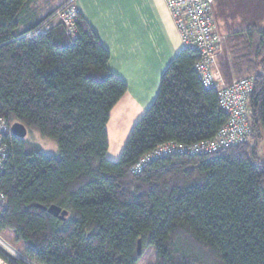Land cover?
<instances>
[{
  "label": "trees",
  "instance_id": "trees-1",
  "mask_svg": "<svg viewBox=\"0 0 264 264\" xmlns=\"http://www.w3.org/2000/svg\"><path fill=\"white\" fill-rule=\"evenodd\" d=\"M32 2L0 0V119L10 126L0 233L23 242L37 264H139L146 250L154 264H264V30L228 36L246 42L240 62L254 80L251 139L215 153L153 158L134 172L160 144L209 139L227 123L217 90L195 69L199 54L176 55L113 161L107 123L126 83L82 14L73 37L55 15L62 4L30 18ZM17 121L55 141L59 154L12 133Z\"/></svg>",
  "mask_w": 264,
  "mask_h": 264
},
{
  "label": "crops",
  "instance_id": "crops-1",
  "mask_svg": "<svg viewBox=\"0 0 264 264\" xmlns=\"http://www.w3.org/2000/svg\"><path fill=\"white\" fill-rule=\"evenodd\" d=\"M74 3L110 52V70L127 85L107 123V157L116 161L134 125L154 102L162 74L184 48L182 39L165 0H74ZM222 76L217 77L219 82L228 83L232 79ZM0 264H6L1 257Z\"/></svg>",
  "mask_w": 264,
  "mask_h": 264
},
{
  "label": "built area",
  "instance_id": "built-area-1",
  "mask_svg": "<svg viewBox=\"0 0 264 264\" xmlns=\"http://www.w3.org/2000/svg\"><path fill=\"white\" fill-rule=\"evenodd\" d=\"M165 3L180 33L183 47L199 54L200 58L195 64V69L204 87L217 90L219 105L228 116V121L212 138L191 144L175 141L160 144L133 166L134 172H140L153 158L170 154L215 153L226 147L248 141L252 137L249 97L254 89L253 78L244 76L226 83L219 82L216 76L217 57L223 47L225 36L220 32L215 19L214 0H165ZM78 14L79 10L74 0H67L55 12L56 17L64 23L68 33L73 37H76L78 33ZM48 27L49 24L42 25L33 33L34 35L41 34ZM9 127L4 120L0 119V176L4 162L9 155L8 147L3 143L4 134ZM5 201L6 195L0 189V206ZM0 242L10 247L2 238ZM0 252H2L1 249ZM22 258L24 263L37 264L26 255Z\"/></svg>",
  "mask_w": 264,
  "mask_h": 264
},
{
  "label": "rangeland",
  "instance_id": "rangeland-1",
  "mask_svg": "<svg viewBox=\"0 0 264 264\" xmlns=\"http://www.w3.org/2000/svg\"><path fill=\"white\" fill-rule=\"evenodd\" d=\"M65 2L67 0H64V2L63 0H33L27 16L30 18L32 16H41L50 8H55L59 4L63 5ZM213 10L220 32L225 36L223 47L217 57L216 74L218 73L217 70H219L217 77L221 78L223 74L226 78L231 77L232 79L229 81L231 82L235 78L248 76L245 72L241 73V71H244V67L241 66L240 62L241 55L244 54L242 49L246 42L238 41L237 39L231 40L228 36L233 33L246 31L251 27L264 30V0H214ZM25 139L38 144L44 153L59 154L57 143L52 139L43 137L35 130H28ZM259 153L261 159L264 160V140L260 145ZM0 238L11 247H6L0 242V249L5 253V255L0 253L2 260L6 264H9L7 260L11 259L25 264L26 262L24 263L22 258L23 255L25 256L22 251L24 243L14 241L12 236L10 237L7 234L0 233ZM139 264H154L149 250H146Z\"/></svg>",
  "mask_w": 264,
  "mask_h": 264
},
{
  "label": "water",
  "instance_id": "water-1",
  "mask_svg": "<svg viewBox=\"0 0 264 264\" xmlns=\"http://www.w3.org/2000/svg\"><path fill=\"white\" fill-rule=\"evenodd\" d=\"M11 131H12V133L19 136L20 138H25L27 133H28L27 127L19 121L14 122L11 125ZM48 210L52 214L57 215L62 219H65L66 215L68 214L66 210H61V208L58 207L57 205H51L50 207H48ZM141 252H142V242H141V240H139V242H138V253L141 254Z\"/></svg>",
  "mask_w": 264,
  "mask_h": 264
}]
</instances>
